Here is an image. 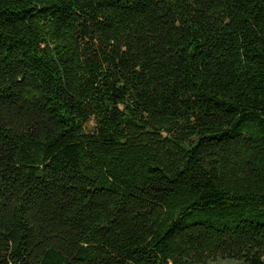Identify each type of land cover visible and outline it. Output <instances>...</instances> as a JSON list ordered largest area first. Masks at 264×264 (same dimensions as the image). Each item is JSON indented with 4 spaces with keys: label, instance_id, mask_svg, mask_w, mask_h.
I'll return each instance as SVG.
<instances>
[{
    "label": "trees",
    "instance_id": "trees-1",
    "mask_svg": "<svg viewBox=\"0 0 264 264\" xmlns=\"http://www.w3.org/2000/svg\"><path fill=\"white\" fill-rule=\"evenodd\" d=\"M0 264H264V0H0Z\"/></svg>",
    "mask_w": 264,
    "mask_h": 264
}]
</instances>
